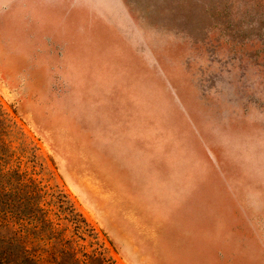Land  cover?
I'll return each instance as SVG.
<instances>
[{"label":"rangeland","instance_id":"1","mask_svg":"<svg viewBox=\"0 0 264 264\" xmlns=\"http://www.w3.org/2000/svg\"><path fill=\"white\" fill-rule=\"evenodd\" d=\"M0 137L62 264H264V0H0Z\"/></svg>","mask_w":264,"mask_h":264},{"label":"trees","instance_id":"2","mask_svg":"<svg viewBox=\"0 0 264 264\" xmlns=\"http://www.w3.org/2000/svg\"><path fill=\"white\" fill-rule=\"evenodd\" d=\"M11 157L4 137H0V264H62L59 260L71 256L69 249L40 245L54 238L46 233L51 222L44 219L47 211L42 205V189L20 165L7 161ZM76 215L85 222L81 214ZM58 241L65 242L63 238Z\"/></svg>","mask_w":264,"mask_h":264}]
</instances>
